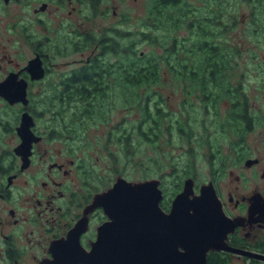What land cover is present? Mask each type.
Listing matches in <instances>:
<instances>
[{
    "label": "flooded vegetation",
    "instance_id": "flooded-vegetation-1",
    "mask_svg": "<svg viewBox=\"0 0 264 264\" xmlns=\"http://www.w3.org/2000/svg\"><path fill=\"white\" fill-rule=\"evenodd\" d=\"M85 2L86 17L96 18L99 0ZM26 6L27 20L13 9ZM51 13L52 0H0V264H87L82 253L91 250L100 227L110 220L98 195L119 175L127 177L115 156L111 175L99 168L87 137L84 145H73L85 127L86 109L58 126L61 109L52 116V100H68L61 92L71 87L74 71L103 54H121L126 32L135 54L136 32L70 29L62 45L59 33L52 37ZM88 47L91 52L81 65L61 73L58 86L53 84L52 54L83 53ZM107 71L99 75L103 86L115 88L117 73ZM251 132L238 134L226 150L217 149L218 155L213 152L208 178H194L196 193L204 183L213 184L225 217L220 235L227 234L226 247L210 249L207 264H264V126ZM183 186L168 195L161 179L163 211L171 210Z\"/></svg>",
    "mask_w": 264,
    "mask_h": 264
},
{
    "label": "rangeland",
    "instance_id": "rangeland-1",
    "mask_svg": "<svg viewBox=\"0 0 264 264\" xmlns=\"http://www.w3.org/2000/svg\"><path fill=\"white\" fill-rule=\"evenodd\" d=\"M184 1V0H183ZM188 1V17L187 21L193 20L199 15H205L208 10V0H186ZM230 2V0H227ZM234 5H239V0H232ZM36 4L37 0H30ZM149 0H99L98 9L100 14L95 18H87V5L85 0H52V37L55 32L61 36V44L64 45L65 36L70 35V29H81L90 31L109 30V34L114 32L116 28H122V33L127 29L135 31V51L141 53H152L157 50L161 54L163 47L154 42H149L137 37V32L141 31L143 21L151 17L149 14ZM185 2V1H184ZM244 3L241 6V12L245 18L238 23L236 28H231L224 35L217 33L215 37L222 45L238 46L240 52L238 54H226L231 57L235 55V60L227 59V63L236 64L232 67L234 75L225 76L230 80L231 88L240 87L241 102H245L246 115L245 119H235L231 115L233 112L234 100L229 97L221 99L219 102H207L195 94L187 95L184 92L185 82H175L174 77L168 73L164 76V83L156 86L155 93L149 89V95L154 98L159 92L169 112L172 113L173 119H182L191 124V137L187 134L184 139L178 136L176 131L171 134L163 135V139L159 142L152 143L144 140L137 133L136 126L141 120L140 109L134 104L131 109L122 105L119 97L117 98L115 88L106 85L108 88L107 103L104 109L106 117L98 118L95 113H87L85 115V127L78 138L74 141V146L80 147L84 145L87 137L91 141L94 161L97 166L104 169L111 175L113 156L117 157V164L121 170L130 179H144L147 177H160L162 179V187L169 195L175 193L181 188L185 178L192 176L197 182L209 177V167L213 152L218 155V148H226L232 139L236 140L238 134L258 132L264 126V29L261 24L253 25L251 19L253 9ZM76 6V8L74 7ZM22 17L27 20L28 6L23 10ZM195 9V10H194ZM103 12V13H102ZM84 13V14H83ZM104 14V15H103ZM41 15V14H40ZM42 16H44L42 14ZM50 13L44 18L49 21ZM150 19V18H149ZM151 20V19H150ZM152 21V20H151ZM251 21V22H250ZM153 22V21H152ZM257 27V29H255ZM151 28V27H149ZM146 30V28L144 27ZM263 29V30H262ZM126 32L123 44L129 42ZM74 36V31H72ZM123 35V34H122ZM178 35L180 49L187 53L193 46L187 43L190 36V29H176L170 26L165 33L162 34L164 42L172 41V36ZM78 38V37H77ZM138 43V44H137ZM171 44V43H169ZM124 46L121 45L120 49ZM68 50V49H67ZM91 52V48H87L86 52H75L70 49L67 54H52V83L58 86V79L61 73L68 72L71 68L80 66L83 58ZM135 52V53H136ZM121 55V54H120ZM187 56V54H182ZM111 61L116 60L114 52L107 56ZM164 72H168V66L164 65ZM115 74L117 73V70ZM244 76V77H243ZM173 78V80H171ZM242 78V83L239 82ZM116 81V80H115ZM214 86V85H212ZM112 88V90H110ZM59 91L52 90V94H58ZM237 93L232 92L231 95ZM247 97V98H246ZM67 99V98H66ZM153 100V99H152ZM61 109L58 120H55L58 126L68 123L71 117H78L80 114V103L76 100H68L64 103L58 98L52 100V116L53 110ZM78 111V113H77ZM75 112V116L73 113ZM234 114V113H233ZM108 117V118H107ZM64 120V123L62 120ZM167 123V122H165ZM132 131V132H130ZM189 131V132H190ZM128 133L133 136L132 151L136 154L126 155L121 140L125 139ZM168 136L171 141H167ZM108 138V139H107ZM108 140V141H107ZM124 141V140H123ZM58 144L61 142L58 140ZM223 153H225L223 151ZM216 155V156H217ZM96 166V168H98Z\"/></svg>",
    "mask_w": 264,
    "mask_h": 264
},
{
    "label": "trees",
    "instance_id": "trees-1",
    "mask_svg": "<svg viewBox=\"0 0 264 264\" xmlns=\"http://www.w3.org/2000/svg\"><path fill=\"white\" fill-rule=\"evenodd\" d=\"M184 1L149 0L148 2V15L151 17L143 21L142 29L137 32V37L141 36L142 39L161 45L163 47L161 54L154 49L152 53L139 54L137 50L135 54H131L128 42H126L124 43L125 50L121 51V55L115 54V61H111L110 57L107 58L110 54H103L104 57L101 59H95L83 69L74 71L69 77V82L72 83L71 87L62 91L61 97L70 99L69 102L73 99L78 101L80 110L83 112L86 109V114L95 113L97 117L102 116L109 90L103 86L105 81H101V73L104 70H108L107 72L110 69L117 70V81L114 82L116 97H119L125 108L132 109L135 104L140 109L141 120L136 126L140 137L159 144L161 143L159 141L163 139L161 137L167 133L171 134L172 131H176L181 139H184L185 134L191 137L192 123L189 124L187 120L184 121L180 118L173 119L161 92L154 98L149 95V89L152 90L164 83V76L168 73L169 76L174 77L175 82L179 83L180 80L185 82L184 92L188 93L187 95L195 94L212 103L219 102L225 97H232L234 103L232 102L233 112L230 116L235 119H245L247 116L246 106L245 102H241L240 87L231 88L230 80L225 77L230 74L234 75L232 67H236L235 63L232 65L227 63V59L235 60V55L229 57L226 54H238L240 49L238 46L222 45L217 39L210 38L215 37L217 33L224 35L229 29H235L238 23L245 18L241 12L240 4L243 5L247 2L253 9L249 19L254 26L261 24L264 29V0H239L237 7L232 0L230 2L208 0L209 8L206 14H201L191 21H187L189 19L188 1ZM170 26H175L180 30L190 29L188 38L190 41L187 43H191L193 46L187 53L181 51L180 44L182 42L178 35L172 36V41L164 42L165 38L162 34ZM124 44L122 43V45ZM182 54H187V56H182ZM164 65L168 66V72H164ZM239 82L242 83V78H239ZM154 90H152L153 93H155ZM232 92L237 94L231 95ZM130 134L128 133L123 139L124 141L121 140L122 147L127 152L126 155L132 154L134 151L131 150L133 136ZM170 137L168 136L167 141L172 142Z\"/></svg>",
    "mask_w": 264,
    "mask_h": 264
},
{
    "label": "water",
    "instance_id": "water-1",
    "mask_svg": "<svg viewBox=\"0 0 264 264\" xmlns=\"http://www.w3.org/2000/svg\"><path fill=\"white\" fill-rule=\"evenodd\" d=\"M194 184V177L185 178L165 212L161 178L119 175L98 195L110 220L82 259L87 264H207L210 249L226 247L227 234L220 235L225 217L213 184L204 183L199 193Z\"/></svg>",
    "mask_w": 264,
    "mask_h": 264
}]
</instances>
